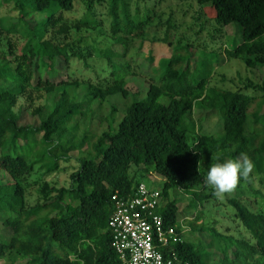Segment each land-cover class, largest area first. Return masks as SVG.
I'll return each mask as SVG.
<instances>
[{"label": "trees", "instance_id": "trees-1", "mask_svg": "<svg viewBox=\"0 0 264 264\" xmlns=\"http://www.w3.org/2000/svg\"><path fill=\"white\" fill-rule=\"evenodd\" d=\"M77 1L86 3L88 8L94 3L0 0V7L12 5L11 11L16 13L10 23H4L0 17V80L10 83L6 87L0 85V170L11 179L0 182V213L13 214L4 220L11 236L8 243H0V257L10 253L14 261L8 264H17L15 259L26 260V264H120L109 229L115 209L113 197H133L138 185L149 174H155L164 182L159 213L165 224L174 226L177 236L182 238L172 244L181 259L190 264H264V212L251 210L236 197L229 199V205L235 209L233 218L249 238L198 224L203 213L197 212L193 220L184 223L200 233L209 232L211 240L196 243L184 239L180 219L185 215L179 214L178 206L171 200L172 189H181L192 196V203L202 204L213 195V189L205 183L211 165L239 159L242 154L254 164L250 176L258 175L264 184V135L254 142L245 134L249 118L260 117L264 94L255 96L243 89L210 86L213 62L204 64L205 71L197 79L192 78L191 45L176 32L171 20L163 41L174 46L173 56L162 60L160 77L150 76L147 96L131 103L116 129L112 127L116 109H112L110 130L89 139L92 157L81 159L79 168L70 174L69 185L58 187L47 180L28 182L36 165L44 169V176L57 172L60 162L77 148L79 141L63 146L55 138L68 131L76 115L87 114L93 100L116 94L128 96L126 77L135 75L129 64L112 68L110 79L86 82L87 103L73 102L64 90L39 125L19 124L17 107L21 99L27 100L26 108L34 115H42L44 109L33 106L35 101L57 90L59 84L71 83L43 78L48 65L53 68L60 57H65L67 63L74 56L87 58L81 40H67L72 25L65 21L63 13L71 11ZM195 1L204 9L213 10L218 26L236 22L241 26L242 41L226 49L230 58L241 59L250 68L264 66V0ZM107 8L117 40L128 42V38L119 36L121 33L145 38L149 14L140 20L134 18L127 0H110ZM37 14L45 17L36 20ZM91 22L80 20L76 28ZM35 60L39 75L34 84ZM150 60L153 61L152 55ZM245 86L264 91V84L256 86L250 82ZM195 107L217 110L223 118V133H200L198 122L187 117ZM262 116L264 124V113ZM85 140L88 138L80 143ZM32 186L37 191L33 202L29 199ZM230 246L235 247L233 257L229 254Z\"/></svg>", "mask_w": 264, "mask_h": 264}, {"label": "rangeland", "instance_id": "rangeland-1", "mask_svg": "<svg viewBox=\"0 0 264 264\" xmlns=\"http://www.w3.org/2000/svg\"><path fill=\"white\" fill-rule=\"evenodd\" d=\"M110 0H94L92 8H88L86 3L77 1L71 11L63 13V17L68 24L72 25L70 35L67 40L80 41L81 47L87 55L86 59H80L74 56L67 63L65 57L56 59L51 68L49 65L43 78H48L54 83L71 82L68 85L59 84L57 90L52 93L44 94L39 101L36 100L33 106H42V115H34L31 109L26 108V99H21L17 112L20 125L37 126L53 110L56 101L64 90H67L73 102L89 101V90L87 81L91 83H100L103 80L110 79L112 68L129 64L130 69L135 75L130 74L126 77L128 96L116 94L109 96L104 100L95 99L92 101L90 110L87 114H78L69 123L68 131L65 134L57 136L56 142L60 145L78 142L76 149L70 151L66 160L60 162V169L57 172L44 174V169L36 165L34 174L28 177V182L43 180L49 181L58 187L69 185L70 174L80 166L82 158L92 157L89 152V139L99 136L105 131L110 130L109 115L115 107V120L113 128H117L119 122L126 114L127 108L134 100H141L147 96V92L152 82L150 76L155 79L160 77L163 69L160 64L163 59L171 58L174 54L173 45L163 41L168 32V20L176 26V32L182 34L191 45V68L192 78L197 79L204 71L206 66L213 62V72L210 77V86H217L225 89L238 90L260 96L264 94L259 88L246 87L252 82L256 86L264 84V66L250 68L241 59L230 58L226 49L232 48L235 42L242 41V28L234 23L228 26H218L214 20V12L211 8H202L195 0H127L128 10L134 18L142 19L149 14V23L145 29V38L143 40L134 38L131 35L121 33L119 36L128 38V42L123 43L116 39L111 29V18L108 15V4ZM13 6L6 5L0 7V17L4 23H10L15 20V14L12 12ZM45 14H37L36 20L44 18ZM91 20L88 25H80L81 20ZM35 21L33 20L32 23ZM174 33V31L172 30ZM176 33L175 36L176 37ZM151 55L153 61L150 60ZM110 58V60H109ZM38 61L34 63L35 84L39 75ZM78 82L79 84H75ZM0 85L8 86L9 82L0 80ZM167 102V99H163ZM31 107L32 109L34 107ZM264 106L260 107V117L256 119L251 116L245 125L246 136L254 142L259 141L264 135V124L262 123ZM188 119L193 118L198 122L200 133L219 136L223 133V118L217 110H205L195 107ZM84 138H88L82 142ZM81 140V141H80ZM264 156V154H263ZM32 159L30 158L29 161ZM206 166V163H204ZM43 172V173H42ZM11 181L7 174L0 170V182ZM144 183L153 188L161 189L163 179L155 174H149ZM29 199L33 202L37 196L35 189H30ZM239 198L253 211L264 212V184L260 182L258 175L249 176L248 180H241L238 187L231 193L225 194L223 198H217L212 195L202 204L200 202L192 203V196L181 189H172L170 198L179 208V214L185 215L180 219L184 239L199 242L203 240L210 242L211 235L205 231L191 229L185 225L186 220H193L197 212H202L203 218L198 224L203 223L208 228H216L220 232L233 235L240 238H249V235L239 223L233 218L235 209L229 205V199ZM7 216H13L9 211L0 213V243H8L11 236V230L4 225ZM184 224V225H183ZM234 246L229 247V254L233 257ZM219 253L215 257L218 262ZM13 260V256L7 253L0 257V264H8ZM17 264H26V260L15 259Z\"/></svg>", "mask_w": 264, "mask_h": 264}, {"label": "built area", "instance_id": "built-area-1", "mask_svg": "<svg viewBox=\"0 0 264 264\" xmlns=\"http://www.w3.org/2000/svg\"><path fill=\"white\" fill-rule=\"evenodd\" d=\"M114 213L109 220L120 264H190L181 259L172 244L181 240L174 226L165 224L159 208L162 188L142 181L131 198L113 197Z\"/></svg>", "mask_w": 264, "mask_h": 264}, {"label": "clouds", "instance_id": "clouds-1", "mask_svg": "<svg viewBox=\"0 0 264 264\" xmlns=\"http://www.w3.org/2000/svg\"><path fill=\"white\" fill-rule=\"evenodd\" d=\"M253 168L251 159L242 154L239 159L211 165L205 183L213 189V195L223 198L225 194L233 192L242 179L248 180Z\"/></svg>", "mask_w": 264, "mask_h": 264}]
</instances>
